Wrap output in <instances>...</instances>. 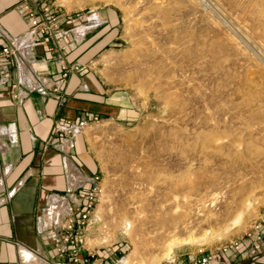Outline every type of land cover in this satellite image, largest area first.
Here are the masks:
<instances>
[{
	"label": "rangeland",
	"instance_id": "374dc122",
	"mask_svg": "<svg viewBox=\"0 0 264 264\" xmlns=\"http://www.w3.org/2000/svg\"><path fill=\"white\" fill-rule=\"evenodd\" d=\"M26 2L100 20L87 56L118 106L81 134L100 178L87 247L159 264L264 223V0Z\"/></svg>",
	"mask_w": 264,
	"mask_h": 264
},
{
	"label": "crops",
	"instance_id": "0c3cea01",
	"mask_svg": "<svg viewBox=\"0 0 264 264\" xmlns=\"http://www.w3.org/2000/svg\"><path fill=\"white\" fill-rule=\"evenodd\" d=\"M24 2L0 0V49L10 39L28 35L31 25L22 10ZM92 18L96 23L86 22L87 18L78 26L61 23L63 29L71 31L64 36L63 50L55 40L38 44L26 55L25 64H21L19 54L10 55L5 61L7 58L0 53V264H38L23 260L20 252L25 256L27 251L20 248L19 252V247L31 249L52 263L60 260L71 264L68 254L60 256L49 237L50 230L62 234L64 227L51 225L43 208L56 195H67L69 172L81 179L96 172L82 132L76 136L75 148L67 150L57 127L82 116L107 117L118 106L115 97L106 93L105 82L94 68L96 60L87 56L102 37L97 28L98 15L92 14ZM57 55H66L69 64L80 63L81 69L72 71L56 92L42 94L31 90L37 76L58 78L54 63ZM4 72L9 73L6 79ZM87 186L88 183L80 187L77 184L76 192L83 195ZM241 243L244 251L218 253L219 261L214 264H264V233L262 246L254 254L245 249L251 246L247 237L242 236ZM111 254L101 250L96 263L117 264ZM191 257L177 256L176 260L181 263ZM122 261L120 258L118 263L123 264Z\"/></svg>",
	"mask_w": 264,
	"mask_h": 264
},
{
	"label": "built area",
	"instance_id": "2783aa9c",
	"mask_svg": "<svg viewBox=\"0 0 264 264\" xmlns=\"http://www.w3.org/2000/svg\"><path fill=\"white\" fill-rule=\"evenodd\" d=\"M22 10L24 11L31 29L28 35L24 38H12L10 42L2 46L0 53L4 55L5 61L12 54H19L21 58V64H25V57L38 44H48L51 40H55L61 43L60 48H65L63 43L64 36L69 35L70 29L62 28V22H66L69 25L74 24V20L71 16L62 15L58 10L53 8L52 4L46 2H40L37 7L30 6L27 2L22 4ZM88 19V20H87ZM86 22L96 23L95 18H87ZM88 23V24H89ZM55 65L58 67V78L46 79L43 76H37V79L33 80L31 90L39 91L42 94H46L50 91H58L65 81V78L69 76L72 71H79L82 65L72 63L69 64L61 55H57L54 59ZM2 68L6 70V64L2 65ZM9 73L4 72L3 78H8ZM48 84L50 86L48 87ZM98 119V115H91L90 117L82 116L81 118L71 120L57 127V131L63 134V146L65 149H72L76 146V136H78L88 121H95ZM69 182L66 189L67 195H56L50 202L43 208L46 218L50 221L51 225L64 227L62 234H56L53 230L49 231V237L54 245L56 251L60 256L68 254L71 264H102L96 263L98 252L95 249L86 246L87 243V230L91 226V214L95 209L96 203L99 200L100 185L99 176L92 175L89 177H83V179L74 177L72 172L67 175ZM83 183H88L84 194L81 195L76 192L77 184L80 187ZM264 233V223L255 222L247 231L244 236L248 238L249 246L245 247L246 251L250 254H254L262 246L261 236ZM20 248L19 247V252ZM27 252L23 256V260L29 262L32 261L38 264H64L60 260L52 263L45 257H41L35 251L24 248ZM234 251L240 253L244 251V247L241 243V239L230 240L227 244H224L222 248L217 250H207L206 248H199L196 255L187 259L185 262L179 263L176 259L166 260L159 264H214L219 261L218 253H226L227 251ZM119 260V259H118ZM118 260L116 261L117 264ZM234 264V263H231Z\"/></svg>",
	"mask_w": 264,
	"mask_h": 264
},
{
	"label": "bare ground",
	"instance_id": "6f19581e",
	"mask_svg": "<svg viewBox=\"0 0 264 264\" xmlns=\"http://www.w3.org/2000/svg\"><path fill=\"white\" fill-rule=\"evenodd\" d=\"M128 224V223H127ZM126 224V225H127ZM129 225V224H128ZM131 226V225H130ZM127 227V226H126ZM190 237V236H189ZM212 238V236L208 235L207 233L202 234L201 236H199L198 238H194V237H190L189 239L192 240L193 242L199 244L201 242L210 240ZM22 249V248H21ZM23 252H25L24 248L22 250ZM24 254V253H23ZM123 264H135L134 262H130L129 259H123L122 261Z\"/></svg>",
	"mask_w": 264,
	"mask_h": 264
}]
</instances>
